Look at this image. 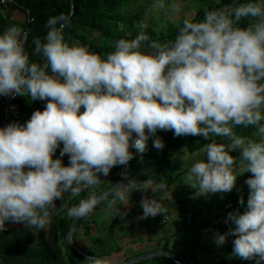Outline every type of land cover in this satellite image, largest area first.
<instances>
[{
    "label": "clouds",
    "instance_id": "1",
    "mask_svg": "<svg viewBox=\"0 0 264 264\" xmlns=\"http://www.w3.org/2000/svg\"><path fill=\"white\" fill-rule=\"evenodd\" d=\"M156 6L165 7V0ZM172 7L180 11L175 0ZM245 17L254 21L240 26ZM69 23L65 14L51 16L43 40L33 39L43 63L30 60L23 29L12 25L0 33V95L47 101L27 122L0 127V232L8 221L44 229L57 198L66 192L79 196L85 189V198L59 211L84 218L103 198L113 217L120 212L118 203L128 204L136 180L116 183L111 198L92 189L102 183L101 174L133 158L130 148L145 151L158 129L174 130L175 136L214 134L231 142L205 144L207 159L191 164L186 182L197 195L231 191L238 158L229 149H242L239 165L254 174L246 181L247 210L230 212L235 227L216 238L223 244L227 235H235L236 255L264 262V0L207 10L198 22L185 19L174 40L152 41L150 51L141 47L149 40L145 23L134 39L120 38L104 56L66 40ZM239 125L255 126L259 139L238 135ZM61 142L60 157L54 158ZM154 146L163 149L165 142L156 136ZM65 154H70L68 165ZM141 204L142 218L166 211L155 198L145 196ZM85 264L116 262L94 255Z\"/></svg>",
    "mask_w": 264,
    "mask_h": 264
},
{
    "label": "trees",
    "instance_id": "2",
    "mask_svg": "<svg viewBox=\"0 0 264 264\" xmlns=\"http://www.w3.org/2000/svg\"><path fill=\"white\" fill-rule=\"evenodd\" d=\"M129 0H73L74 10L70 17V23L64 28L65 39L73 42L80 41L82 44L87 45L92 51L104 56L108 52L114 50V45L120 38L134 39L141 31L140 24L143 22L144 6L136 8L133 11H126L124 7ZM200 4L197 8L195 15L190 18L191 20L198 22L204 19L207 10L215 9H228L231 6L238 5L240 3H246L247 0H199ZM13 4L22 7L27 11L29 16L26 33L27 40L25 42V49L30 55V60L37 63H43L46 58L42 54L35 52V44L33 39L40 37L42 40L46 35L48 28L46 27L47 21L51 16H57L65 14L67 17L71 12L70 0H12ZM185 19L177 24H171L166 28H152L147 26L143 29L145 34L149 37V40L143 41L141 46L150 49L152 41L158 43H167L174 40L178 35L180 28L183 26ZM254 18L245 17L238 23L240 26H247L252 23ZM17 104L19 109L25 114L27 121L31 118L33 112L37 109L43 111L46 106L45 100L35 99L32 100L30 96H17ZM234 131L243 137H250L254 139L256 136V127L249 126L245 128L243 125H239L234 128ZM135 136V133L133 134ZM170 135H174L173 133ZM212 137H204L203 135H181L175 137L166 143V146L159 151H155L154 146L151 145L149 139L147 141L146 150L141 152L136 148H130V151L134 153L133 158L129 161L130 170L138 171V167L145 163L148 166H152L154 169L151 177H142L143 179H156L158 183L164 182L165 184L174 181L180 177L186 178L190 167H180L169 155V150L174 148L187 149L189 152H195L205 144L211 143L212 140L217 142H223L229 144L231 141L225 137H218L211 134ZM63 148V142L60 147L57 148L54 153V158L60 157V152ZM237 154V151H236ZM70 154H65L62 157L63 163L68 165L70 163ZM122 165H116L111 168L109 174L104 176L101 174L102 183L97 185L96 193L99 194L111 186L117 181ZM28 166H25L27 170ZM131 173V172H130ZM237 181L234 188L228 192H222L219 196H228L244 181L254 175L251 172L237 173ZM131 176H129V179ZM198 189L191 187L189 196L193 192H197ZM69 192L64 194V200L68 198ZM219 192L212 193L211 200L208 202H202L203 207L194 211H191L186 217L183 218L184 225L191 224L195 234L200 232H207L212 235L218 233H228L230 228L235 227L232 222H226L222 220V216L230 212V208L220 205L217 212H213L209 207L213 204L214 200L218 196ZM228 194V195H227ZM86 194H81L76 198L75 204L80 199L85 198ZM111 198V194L109 195ZM226 198V197H224ZM61 198L55 200L56 206L59 205ZM187 199V198H186ZM106 201V199H104ZM103 201V202H104ZM185 201V200H184ZM182 201L180 204L184 202ZM225 201L223 202V205ZM72 206V205H71ZM99 206V205H98ZM97 206V207H98ZM96 207V208H97ZM242 207V206H241ZM239 209V208H238ZM185 211V209L183 210ZM161 216V214L159 215ZM73 217H68L61 222L62 224V236L64 237L68 232ZM119 222V216L114 215L111 218L109 230H113ZM236 236L229 234L226 240L227 243L224 252L217 255V259L211 264H255L254 259H243L234 253V240ZM159 242V241H158ZM197 238L192 239L189 242L191 246V253L188 256H182L180 254H173L185 259L186 264H204L201 263L195 252L197 246L195 245ZM166 245H161L157 249L168 250ZM66 249L74 256L71 264H76V261H85V256L81 255L68 244H65ZM141 254V253H140ZM144 254V253H143ZM130 258V257H129ZM128 259V258H127ZM126 260V259H125ZM135 264H174L173 261L166 256H158L148 260H143Z\"/></svg>",
    "mask_w": 264,
    "mask_h": 264
},
{
    "label": "rangeland",
    "instance_id": "3",
    "mask_svg": "<svg viewBox=\"0 0 264 264\" xmlns=\"http://www.w3.org/2000/svg\"><path fill=\"white\" fill-rule=\"evenodd\" d=\"M173 2L174 0H165V7L161 8L156 6L157 0H129L125 5L124 10L133 11L140 6H144L143 22L152 28H166L171 24L175 25L181 22L183 19L192 18L200 4L199 0H175V2L180 3V11L177 12L172 7ZM142 49L148 51L151 50L144 47H142ZM83 110L84 106L81 107V111ZM172 133L174 134V130L158 129L155 136L149 137V141L151 145L154 146V140L156 136H158L163 139L166 146V143L169 140L181 136H172L170 135ZM254 139H259V137L256 135L254 136ZM153 148L155 151L161 150L157 149L155 146ZM229 151L234 157L238 158L236 161V174L245 172L246 170L239 165V157L242 149H229ZM169 155L175 164L180 167H191V164L196 160L207 159L203 148L195 152H189L187 149L178 147L169 150ZM153 171L154 169L152 166H148L145 163L138 167V171H131L130 179L136 180L135 183L137 188L132 191L127 205L118 203V207H121L118 214H120L123 218V229L127 228L128 230H120L117 232V234L126 232V234H123V240L120 238V241L118 240L117 242L122 244L124 250L128 252L131 257H133L135 252L145 251L146 253L152 249H157L159 246L164 244L166 245L165 247L169 249V252H174L186 257L191 253V246L189 245V242L192 241V239L197 238V242L195 244L197 249L195 254L198 260L204 264H211L217 259V255L219 253L225 251L226 245L227 243H230V241L226 240L223 244H220L217 242L216 235H212L207 232H200L199 235L195 234L191 224L183 226V218L191 211L202 208V202L210 201L212 192H209L206 195H197V191L193 192L189 196V191L191 190L192 185L187 183L186 178L183 177L167 183L166 189H159L156 187L159 184L156 179L142 178L151 177ZM221 193L222 192H219L213 204L209 207V209L213 212H217L220 205L229 207L230 212H234L238 208L241 213L247 210V200L250 195V188L246 181L241 183L232 192V194H230L231 197H229L228 194V196H219ZM68 196L69 201L67 205L70 207V205L75 204L76 199H74L70 192L68 193ZM145 196L159 200L163 204L166 211L158 213L155 216L142 218L143 207L141 200ZM241 196L244 197L243 205L240 204ZM182 201L184 202L181 205L180 203ZM224 201L225 204L223 205ZM184 209L185 211H183ZM160 214L161 216H159ZM228 214L223 215L221 219L226 222H232L229 219ZM117 238L118 236H115V239ZM261 264H264V262H261Z\"/></svg>",
    "mask_w": 264,
    "mask_h": 264
},
{
    "label": "crops",
    "instance_id": "4",
    "mask_svg": "<svg viewBox=\"0 0 264 264\" xmlns=\"http://www.w3.org/2000/svg\"><path fill=\"white\" fill-rule=\"evenodd\" d=\"M28 19L27 11L13 4L12 0L0 3V33L12 25L26 32ZM2 119L3 111L0 106V127H2ZM15 121L27 122L25 114L23 113ZM96 188L97 186L92 190L96 192ZM88 191L85 189L80 195L86 194L87 196ZM79 196L73 197L76 199ZM67 197L66 201L64 197L61 198L57 209L51 210L50 222L44 229L27 226L24 222H6L5 230L0 232V264H71L74 256L65 247L66 235L62 236L61 224L69 216L59 211V207L68 204L69 196ZM103 201L92 213L80 220L72 239L91 256L108 257L119 264L131 255L124 250L122 244L117 242L120 238L123 240V234L126 232L121 234L117 232L128 229H123V218L118 214V224L113 230H109L112 217L107 209V200ZM115 236L118 238L115 239ZM140 253L143 254L145 251L135 252L132 255L136 256ZM76 264H85V261H76Z\"/></svg>",
    "mask_w": 264,
    "mask_h": 264
},
{
    "label": "water",
    "instance_id": "5",
    "mask_svg": "<svg viewBox=\"0 0 264 264\" xmlns=\"http://www.w3.org/2000/svg\"><path fill=\"white\" fill-rule=\"evenodd\" d=\"M70 4H71V12L68 15V18L70 19L71 14L73 13L74 10V3L73 0H70ZM46 101V100H45ZM47 102V101H46ZM130 163L128 162L126 165H122L121 167V171L119 174V177L117 179V181H115L111 186H109L107 189H105L103 192L99 193L98 195H103L105 193L108 194V196L111 194V189L113 186H115L116 183H119L121 181H123L124 183H127L129 176H130ZM125 173L127 175H125ZM102 200H104L103 198L100 200V202L98 204H100L102 202ZM97 204V205H98ZM96 205V206H97ZM82 219V217L80 218H74L71 222L70 228L65 236V240L66 243L75 251H77L78 253H80L81 255L88 257L91 256L90 254H88L86 251H84L83 249H81L72 239V235L75 232L80 220ZM158 256H166L168 258H170L174 264H186L185 259L165 250V249H153L150 250L144 254H140V255H136L133 257H130L128 259H126L125 261H123V264H135L137 262L143 261V260H148L154 257H158ZM120 264V263H119Z\"/></svg>",
    "mask_w": 264,
    "mask_h": 264
},
{
    "label": "built area",
    "instance_id": "6",
    "mask_svg": "<svg viewBox=\"0 0 264 264\" xmlns=\"http://www.w3.org/2000/svg\"><path fill=\"white\" fill-rule=\"evenodd\" d=\"M6 1L9 0H0V3H5ZM0 106L3 111L2 127L7 126L23 114L18 107L17 96L0 95Z\"/></svg>",
    "mask_w": 264,
    "mask_h": 264
}]
</instances>
